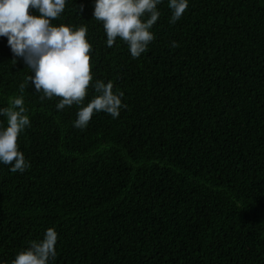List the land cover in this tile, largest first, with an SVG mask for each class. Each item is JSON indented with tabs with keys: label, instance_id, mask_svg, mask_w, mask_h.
<instances>
[{
	"label": "trees",
	"instance_id": "16d2710c",
	"mask_svg": "<svg viewBox=\"0 0 264 264\" xmlns=\"http://www.w3.org/2000/svg\"><path fill=\"white\" fill-rule=\"evenodd\" d=\"M168 3L136 59L107 46L95 0L51 21L85 27L94 80L124 92L118 118L84 130L0 37V108L23 96L31 122L17 139L30 168L0 163V264L49 227L52 264H264V0H188L175 24Z\"/></svg>",
	"mask_w": 264,
	"mask_h": 264
},
{
	"label": "clouds",
	"instance_id": "9594fccd",
	"mask_svg": "<svg viewBox=\"0 0 264 264\" xmlns=\"http://www.w3.org/2000/svg\"><path fill=\"white\" fill-rule=\"evenodd\" d=\"M161 0H95L93 18L103 22L107 46L113 47L119 37L128 45L131 57L136 59L148 50L155 35L150 29L160 17L157 5ZM66 0H0V37H6L14 58L22 59L31 75L27 77L40 100L58 97L55 107L78 106L73 126L84 130L94 113L104 112L116 119L121 109L123 91H114L112 81L93 78L90 52L92 45L86 39V28L53 25L64 12ZM170 24L179 21L188 8V0H169ZM30 9L39 15L31 14ZM172 47H178L175 41ZM15 61V59H14ZM96 95L85 104L89 86ZM25 85H20L21 92ZM23 96L12 99L10 106L0 108L7 118V126L0 127V163L10 165V171L30 168L24 154L18 150L17 139L30 127L25 113ZM58 233L46 229L43 238L29 242L11 264H52L56 258Z\"/></svg>",
	"mask_w": 264,
	"mask_h": 264
}]
</instances>
